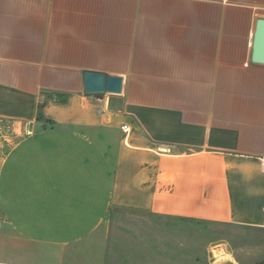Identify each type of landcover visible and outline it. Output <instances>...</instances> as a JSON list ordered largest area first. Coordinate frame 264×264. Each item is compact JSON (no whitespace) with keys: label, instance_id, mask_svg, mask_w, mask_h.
<instances>
[{"label":"crops","instance_id":"1","mask_svg":"<svg viewBox=\"0 0 264 264\" xmlns=\"http://www.w3.org/2000/svg\"><path fill=\"white\" fill-rule=\"evenodd\" d=\"M258 19L264 0H0V264L88 259L117 211L228 226L243 241L209 264H264ZM88 71L122 94H86Z\"/></svg>","mask_w":264,"mask_h":264},{"label":"rangeland","instance_id":"2","mask_svg":"<svg viewBox=\"0 0 264 264\" xmlns=\"http://www.w3.org/2000/svg\"><path fill=\"white\" fill-rule=\"evenodd\" d=\"M6 125L0 121V136L5 135L2 130ZM109 220L107 227L88 238L91 256L75 264H140L148 258H163L174 264H209V254L221 250L213 249L220 240L237 237L238 243L243 241L242 233L217 223L120 211L111 214ZM259 238L264 246V238Z\"/></svg>","mask_w":264,"mask_h":264},{"label":"water","instance_id":"3","mask_svg":"<svg viewBox=\"0 0 264 264\" xmlns=\"http://www.w3.org/2000/svg\"><path fill=\"white\" fill-rule=\"evenodd\" d=\"M251 61L264 65V19H258L256 22ZM123 84L124 79L120 76L91 71L84 73V92L88 95H120L123 92Z\"/></svg>","mask_w":264,"mask_h":264},{"label":"built area","instance_id":"4","mask_svg":"<svg viewBox=\"0 0 264 264\" xmlns=\"http://www.w3.org/2000/svg\"><path fill=\"white\" fill-rule=\"evenodd\" d=\"M124 133L128 134L130 132V129L128 127H123Z\"/></svg>","mask_w":264,"mask_h":264}]
</instances>
